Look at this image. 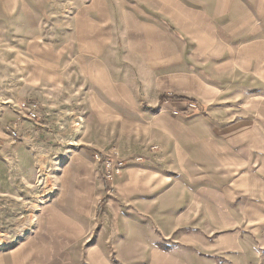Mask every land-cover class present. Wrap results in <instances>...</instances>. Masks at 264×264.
I'll return each instance as SVG.
<instances>
[{
    "label": "rangeland",
    "instance_id": "rangeland-1",
    "mask_svg": "<svg viewBox=\"0 0 264 264\" xmlns=\"http://www.w3.org/2000/svg\"><path fill=\"white\" fill-rule=\"evenodd\" d=\"M92 1L0 0V257H8L36 238L43 209L57 205L60 196L66 194L71 205L75 194L84 200L101 184V198L92 213L97 216L104 200L116 194V183L125 169L153 153L154 137L178 145L182 140L193 141L195 152L206 150L221 162L226 174L221 190L226 192L227 218L241 208L248 211L247 225L255 220L264 231V164L252 169L238 166L241 158L253 160L250 153L264 161V88L253 87L237 66L226 65L229 53L212 61L195 53H180V57L144 53L143 48H130L119 35L114 42L117 53H102L100 59L107 82L113 84L112 95L98 88L99 98L92 103L85 90L91 80L73 74L79 65L74 59L78 53H52L63 45L58 39L77 8ZM106 1L118 15L120 0ZM188 1L210 7L219 3L214 6L219 7L217 17L222 21L218 28L241 11L251 13L263 30L258 42L264 50V0ZM125 7L129 11L136 3L127 0ZM182 13L190 10L184 7ZM126 21L129 27H140L138 22ZM166 26L168 32H176L172 22ZM228 32L218 33L217 38L226 48L236 49L243 40L239 32ZM163 94H184L194 102H160ZM27 101L38 104L36 120L18 112L17 105ZM96 103L112 112L101 115ZM186 106V111L180 110ZM107 160L120 166L111 179L106 177ZM92 162L97 166L93 175ZM66 175L71 177L65 183ZM241 176L248 188L243 201L236 200L232 191ZM80 203L81 210L89 211ZM95 232L82 234L78 240L82 251L86 241L87 245L93 242ZM109 259L117 264L111 254ZM84 260L83 255L82 264Z\"/></svg>",
    "mask_w": 264,
    "mask_h": 264
},
{
    "label": "crops",
    "instance_id": "crops-1",
    "mask_svg": "<svg viewBox=\"0 0 264 264\" xmlns=\"http://www.w3.org/2000/svg\"><path fill=\"white\" fill-rule=\"evenodd\" d=\"M126 1L120 0L118 15L106 0L77 8L64 28V36L58 39L63 45L52 52L78 53L74 59L79 65L73 74L91 80V85L85 83V90L92 103L99 98L95 92L98 88L112 95L113 84L107 82L100 59L102 53H117L114 42L119 35L127 39L130 48H143L144 53H174L175 57L195 53L209 61L229 53L226 65L237 66L249 84L264 88V50L258 42L263 30L251 13L241 11L218 28L222 21L217 17L219 7L214 6L219 3L213 8L188 0H133L136 7L128 11ZM142 1L145 5L140 4ZM184 7L190 13L183 14ZM127 19L140 27H129ZM167 21L176 32H168ZM234 31L243 41L236 49L226 48L217 34ZM95 106L105 117L112 112L102 103ZM152 142L153 153L145 155L139 165L125 169L116 183V194L104 200L97 216L92 213L101 198V184H96L95 193L84 200L75 194L71 205L66 194L60 196L57 205L48 204L43 209L36 238L8 257H0V264H82L83 255L85 264H115L110 254L117 264H264V231L255 220L247 225L248 211L238 208L232 218H227L226 192L221 190L226 186L225 168H220L224 165L206 150L195 152L193 141L182 140L178 145L154 137ZM249 157L253 160L241 158L240 169L264 164L252 153ZM95 167L92 162L91 175ZM70 177L66 175L63 181ZM243 181L241 176L233 183L236 200L247 196L242 195L248 189ZM79 203L89 211L81 210ZM243 226L248 229H241ZM91 230L96 231L93 242L87 245L86 241L82 251V241L78 240Z\"/></svg>",
    "mask_w": 264,
    "mask_h": 264
},
{
    "label": "built area",
    "instance_id": "built-area-1",
    "mask_svg": "<svg viewBox=\"0 0 264 264\" xmlns=\"http://www.w3.org/2000/svg\"><path fill=\"white\" fill-rule=\"evenodd\" d=\"M190 106L196 107L193 103H189ZM18 112L25 115L27 118L31 120H36L39 117V110H38V104L35 101H27V102H22L19 105H17ZM13 135H16L14 131H12ZM99 158V156H96ZM112 166V167H111ZM105 168L108 171L106 176L107 178L111 179L115 174H117L120 171V166L116 164H111L110 160H107L105 162ZM117 172V173H116Z\"/></svg>",
    "mask_w": 264,
    "mask_h": 264
},
{
    "label": "trees",
    "instance_id": "trees-1",
    "mask_svg": "<svg viewBox=\"0 0 264 264\" xmlns=\"http://www.w3.org/2000/svg\"><path fill=\"white\" fill-rule=\"evenodd\" d=\"M167 99H171V100H175V101H180V102H187L188 100H191L194 102L193 99H190V98H186V97H181V96H176L174 94H163L160 98V102H164L166 101ZM188 109V107H182L180 110L181 111H186Z\"/></svg>",
    "mask_w": 264,
    "mask_h": 264
}]
</instances>
